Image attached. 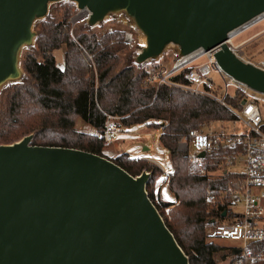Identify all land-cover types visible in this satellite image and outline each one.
<instances>
[{"label": "water", "instance_id": "1", "mask_svg": "<svg viewBox=\"0 0 264 264\" xmlns=\"http://www.w3.org/2000/svg\"><path fill=\"white\" fill-rule=\"evenodd\" d=\"M60 1L0 0V88L21 80L33 23ZM67 1L89 11L90 28L109 14L130 18L145 38L136 65L168 45L179 58L219 49L221 71L264 95V71L229 45L232 33L264 15V0ZM31 140L0 145V264H189L147 196L148 173L132 177L104 157Z\"/></svg>", "mask_w": 264, "mask_h": 264}, {"label": "trees", "instance_id": "2", "mask_svg": "<svg viewBox=\"0 0 264 264\" xmlns=\"http://www.w3.org/2000/svg\"><path fill=\"white\" fill-rule=\"evenodd\" d=\"M75 12L76 8L72 15ZM70 15L68 12L60 20L46 17L36 27L34 48L28 46L33 50L22 58L23 76L19 83L4 91L0 145H11L32 136V146L69 148L106 158L99 136L105 130L108 116L119 119L118 128L145 125L149 130H160L158 141L168 156V176L128 153L106 159L132 177L148 173L147 196L189 264H216L215 257L223 248L217 242H208L204 229L212 221L225 224L236 221L228 208V196L241 187L243 176L222 168L229 153L226 148L199 159L205 175L198 174L192 169L187 153L179 149V143L209 122L236 121L233 111L241 110L242 93L232 88L226 93L216 89L224 96L227 108L177 86H144L146 76L158 69L159 64L136 65L135 56L123 42L125 31L112 29L111 33L104 30L97 34L93 27L82 23L83 26L73 27L71 36ZM60 49H64L61 68L54 55ZM171 82L186 84L182 76L173 77ZM77 120L91 126L95 133L77 131ZM213 174L215 178H211ZM160 178L167 181L171 202L155 196ZM222 192L228 194L223 202H207L209 193ZM254 248H264V242ZM228 251L222 257L231 261L230 247Z\"/></svg>", "mask_w": 264, "mask_h": 264}, {"label": "built area", "instance_id": "3", "mask_svg": "<svg viewBox=\"0 0 264 264\" xmlns=\"http://www.w3.org/2000/svg\"><path fill=\"white\" fill-rule=\"evenodd\" d=\"M89 17L90 13L87 9H76V13L69 20L71 36L73 27L77 23H86ZM261 17L230 35L229 45L235 52L242 44L235 46L233 40L245 30L261 22ZM107 32L111 33L112 29H107ZM123 42L128 48L140 45L133 32L125 31ZM218 51L219 49L208 53L197 51L187 57L177 59L169 68L159 64L158 69L149 72L143 84L155 88L161 85L177 86L193 94L213 99L224 107H227L223 101L224 96H215L214 88H219L225 93L232 88L242 93V108L240 111H233L236 121L232 123L241 124L244 127L243 132H229L223 129L208 132L193 130L186 139L191 150L189 158L193 163L192 169L198 174L205 175L204 165L197 157L199 153H204L206 156V154L219 152L226 148L229 149V153L224 158L222 168L230 173L243 176L241 187L231 192L229 196L224 192L219 195L214 193L207 195L209 203H215L217 200L223 202V199L228 196V208L236 216V221L230 224L212 221L205 227V239L208 242L229 240L241 243L238 247L230 248L233 259L227 264H264V248H254L255 245L264 242V118L260 107L264 105V95L250 90L225 75L214 57ZM245 60L264 71V61ZM212 72L223 82V86L215 83ZM175 76H182L186 84L176 85L171 82ZM118 120L115 117H107L105 130L99 136L104 145L112 143V133L118 128ZM152 161L165 176H168L169 171L163 166V159L161 162Z\"/></svg>", "mask_w": 264, "mask_h": 264}, {"label": "rangeland", "instance_id": "4", "mask_svg": "<svg viewBox=\"0 0 264 264\" xmlns=\"http://www.w3.org/2000/svg\"><path fill=\"white\" fill-rule=\"evenodd\" d=\"M75 8L76 5L67 0H62L57 3H49L46 17L55 20H60L65 16V14H68V12H70V14L72 15ZM71 15L69 16L70 19L73 16ZM45 18L34 21L32 26V31L34 33H36V27L40 24V22L45 20ZM261 18H262L261 22L245 30L233 40V44L235 46L244 43L240 47H238L237 49L238 54L240 53L242 54V57L244 59H249L254 62L264 61V16ZM75 26L77 28L83 25L82 23L81 24L77 23ZM109 28L120 31L122 30L127 32H133L134 36L136 37V40L139 43L143 44V37H142L143 35L140 32H138V30L135 28L134 22L122 12L109 14L108 16H106V18L101 24L94 26L92 30L98 34ZM85 31H87V29ZM34 45H35V38L32 44V48H34ZM130 49H131V53H133V56H136V51H137L136 48H130ZM31 50L33 49L29 50L27 47L22 48L19 57L20 68H21L22 58L27 52H32ZM63 53H64V49H60L54 53L57 65L60 68L63 65ZM177 59H179L177 47H175L174 45H168L164 53L160 57H158L156 60L146 62L145 65L158 63L161 66H165L169 68ZM121 66H123L122 60H121ZM211 75L213 76L215 83H217L220 86H223V82L217 77L216 74H213L212 72ZM19 82L20 81L7 83L0 88V106L3 100V96L5 94L4 91L8 88V86ZM213 92L215 96L222 97V95L219 93L220 91H216L215 88L213 89ZM261 110L263 112V118H264V105H262ZM75 129L83 133L93 134L95 132V130L91 126L85 124L81 120H77L75 122ZM219 129H223L229 132L231 131L243 132L244 127L241 124L232 123V122H209L205 126V128H203L201 131H205V132L218 131ZM160 133H161L160 130L158 131L149 130L146 128L145 125H138L130 128L119 127L117 128V130H115L112 133V137H113L112 143L107 146L104 145L105 148L103 151V155L105 157H109L108 159H112L113 157H115L120 153H128L134 158L145 160L150 165L155 166L156 168L158 167L152 160H158L161 162V160L163 159L164 160V162L162 163L164 164L163 166L167 168L166 170H169L170 166L168 163V156L166 152L159 146L158 140H159V136L161 135ZM179 149L186 152L188 156L190 155L191 150L189 149V142L186 138H183L180 141ZM110 153L112 154V156L113 155L114 156L111 157ZM215 176L216 175L213 174L211 178H215ZM155 196H158L161 201H165V202H171L173 200L172 195L168 191L167 181H165L163 178H160L156 183ZM235 208L237 209V207ZM217 244L223 249L220 252H218L215 257L216 264H227L228 260H226L222 256H225L229 252L228 251L229 247L233 248L241 245V243L238 241H229V240L218 241Z\"/></svg>", "mask_w": 264, "mask_h": 264}, {"label": "crops", "instance_id": "5", "mask_svg": "<svg viewBox=\"0 0 264 264\" xmlns=\"http://www.w3.org/2000/svg\"><path fill=\"white\" fill-rule=\"evenodd\" d=\"M242 44H244V43H242ZM94 133H95V132H94ZM94 133H93V134H94ZM110 155H111V157H113V156H114V155L112 156V154H111V153H110ZM106 158H109V157H106ZM169 201H171V200H169Z\"/></svg>", "mask_w": 264, "mask_h": 264}, {"label": "bare ground", "instance_id": "6", "mask_svg": "<svg viewBox=\"0 0 264 264\" xmlns=\"http://www.w3.org/2000/svg\"><path fill=\"white\" fill-rule=\"evenodd\" d=\"M143 37V44L145 43V38H144V36H142Z\"/></svg>", "mask_w": 264, "mask_h": 264}]
</instances>
